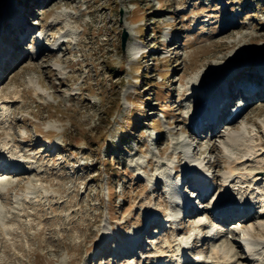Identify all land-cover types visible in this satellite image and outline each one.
<instances>
[{
    "label": "rangeland",
    "instance_id": "374dc122",
    "mask_svg": "<svg viewBox=\"0 0 264 264\" xmlns=\"http://www.w3.org/2000/svg\"><path fill=\"white\" fill-rule=\"evenodd\" d=\"M14 17L29 29L6 30ZM25 30L0 76V105H7L0 110V143L9 140L2 157L31 162L2 196L0 264H141L164 240L168 252L175 247L165 220L174 210L169 188L178 182L180 197H191L182 176L189 167L212 168L218 188L211 197L223 193L220 177L234 153L246 147L264 162V89L230 124L220 114L211 137L204 128L186 132L193 109L204 110L198 96L209 85L264 60V0H0V43L6 32ZM58 41H64L59 51L35 47ZM155 111L162 113L157 121ZM236 133L242 141L228 145ZM253 187L243 184L239 192L257 200L263 175ZM149 216L157 223L153 235ZM243 220L256 226L245 240H258L264 213ZM180 221L194 224L185 216ZM235 223L213 226L216 245L232 247L229 241L242 234L227 232L241 222ZM132 238L150 244L124 257ZM209 246L197 241L191 262L214 264ZM232 251L247 256L243 248ZM143 264L156 263L148 256Z\"/></svg>",
    "mask_w": 264,
    "mask_h": 264
},
{
    "label": "bare ground",
    "instance_id": "6f19581e",
    "mask_svg": "<svg viewBox=\"0 0 264 264\" xmlns=\"http://www.w3.org/2000/svg\"><path fill=\"white\" fill-rule=\"evenodd\" d=\"M15 23H18V24H15ZM20 26L23 28V30L24 29H29V27H28V25H27V23H26L25 20H21V21L19 20L18 21V18L14 17V19H12V21H10V20L8 21V24L5 26V28L6 27L17 28V27H20ZM2 27H4V26H2ZM6 30H8V29L6 28ZM26 31L27 30L22 31V32H19V33L12 31L10 33V35H9L8 32H6L7 37H5L4 39H2V41L0 43V53H1V55H4V60L2 62V66H1V70H0L1 73L6 72V69L7 68L5 67V64L8 63L10 60H13L12 57H10V56H12V53H13L10 45L12 46V44H14V43H17V45L18 44H22L20 42H22L23 41L22 38H24L26 36V34H27ZM11 34H13V37L11 36ZM15 36H17V38H16L17 40L16 41H14V39H13ZM9 37H11L10 40H9ZM37 46H39V44H37ZM55 49L57 51H59L61 48H57L55 46ZM223 58L226 59L227 57H223ZM258 61H261V60H258ZM263 61H261V64L264 66V62ZM13 62H14V60L12 61V63ZM242 72H245V74L244 75H239L238 74L239 72L236 73L237 75L241 76L236 81L239 82L238 84H240V85L242 84V87L243 86L244 87H247L245 90L247 92L250 91V93H252L251 94V97L253 99H259L260 97H258V96L261 95V93H259V92H260V90L264 89V79H263V77H260L258 74H252L251 72H249L246 69H243ZM259 80H261V83H260ZM215 82H217V83L212 84V86H211L212 87V91L213 90L214 91L215 90H220L218 88V84L222 83L223 80L222 81L219 80V81H215ZM250 86H252V87L249 88ZM233 90H234V87L233 86H230V88L228 89V92H227L228 98L231 96ZM246 94H248V93H246ZM262 94H264V92ZM2 105H0V110L2 111V113H4L5 112V107L4 106H7V105H4V106H2ZM215 107H217V105L214 102H211L208 106H205V109L207 111L203 110L202 107H200L198 109L199 110V112H198L199 114L198 113L196 114V112L194 111V116L191 115L189 117L190 122L192 123L193 120L196 118L199 122H201V120H202V122L204 123V122H207V120H205V119L210 118L212 116L211 117L212 118L211 119L212 120L211 123H214V122L216 123L217 120L219 119L220 114H221L222 110L224 109V107L220 106L219 111H217L216 113L213 114L212 112L214 111ZM239 108L242 109L241 106ZM217 110H218V107H217ZM1 111H0V116H3L1 114ZM201 114L204 115V116L207 115V117L205 116V118L202 119L201 118ZM204 125H205V127L201 125L200 126V129H203V128L204 129H207V128H209V124L206 123ZM213 125L214 124H212L211 127L213 128V133H214V127H213ZM262 127H263V123H262ZM242 137H243V135L241 133H236V134L230 135L228 137L227 144L228 145L237 144L238 142L242 141ZM1 142L2 143H0V155L3 153V150L6 151L7 148H9V140L8 141H5L4 140V142L3 141H1ZM259 144H264V143H260L259 142ZM243 149H245V150H243ZM243 149H241L237 153H234V155L231 158L232 161L230 159L231 163L229 161V164H228V166L231 164L228 167L230 169L228 170L227 173L225 172V174H223V176H222V184H223L222 186L224 187L225 192L229 191L230 194H232L230 191H233L236 188L237 189H240V187L243 184H251V181L257 180L258 178H260L259 176H262V175L264 176V162H262L261 160H259L258 158H256L255 155H252L251 154V151L249 150V148L244 147ZM18 159L23 160V161L27 159L25 162H22V164H29L31 162V160H28L29 159L28 156L25 159V157H21L19 155V157L17 158V160ZM10 160H15V159L14 158H10ZM238 162H241V163H243L245 165L242 171L236 170L235 168H237V167H234L236 165V163H238ZM191 165L192 164H190V166ZM28 168H29V166H26L25 165V167H23L22 169L27 170ZM189 168L187 169L188 171H193V174L197 178H199V177L201 178V180H199V182H200V186L199 187H200V189H203L204 184L201 183V181L205 180L207 178L208 174L205 171H204L203 174H201V172H203L204 169L202 167H198L197 168V166L195 164L191 166V170H189ZM16 175L17 174L12 173L10 175H6V176H3V177L0 178V205L2 203L3 193L6 191L7 187H9L11 185V182L13 181V178L12 177H14ZM182 176L184 177L185 175H182ZM184 178H186V177H184ZM179 179H181V177H179ZM174 185H178V182L176 184H174ZM248 187L249 188H252L253 186L252 185H249ZM26 189L31 190V188H29V187H27ZM253 189H254V187H253ZM27 191L24 190V192H26V193H24L25 194L24 195V198H28L29 199L30 196H28V192ZM181 195L182 194H180V195L179 194H175L173 196L176 197L175 198L176 200H179L181 198L180 197ZM222 195H223V193H221V194L220 193H216L214 195V197L212 198V200L209 201V203H211V206H213V204H214L213 201L219 199ZM199 196L200 195L198 194L197 197H199ZM194 198H196V197H194ZM239 203H242V204L245 205L246 203L250 204L251 202L249 200L240 199L239 200ZM250 206L252 207V205H250ZM215 207H216V205H215ZM251 207H249L248 212H252V210H253L254 207L253 208H251ZM0 208H1V206H0ZM263 208H264V204H263ZM190 213H195V212L194 211H191ZM262 213H264V210H263ZM196 215L197 216H194V217L191 218V220L194 222V224H192L191 231L188 234V236H189V238H191L193 235H198V236L201 237L202 235L200 233L201 231H200L199 227H201L202 224L204 225V227H206V228H208L210 230L209 231L210 232V239L209 240H210V242L213 241L212 247H211V253L210 254L212 256L211 258H213V263L214 264H233V263H235L236 261L239 260L238 259L239 257L241 258L240 260L246 262L248 260L247 259L248 256L243 255V257H242L241 254H240L239 256L237 255V256L234 257L235 253L232 251V248H239V249L242 250V246H245L247 244H252V248L248 250L249 257H252L254 255V258H255V260L258 263L264 264V232H263L264 226H262L261 224H258V227L260 228L259 229V232L262 234V236H259L258 237V240L246 241L245 240L246 238H244V237L247 236L248 232L253 231L254 229H256V226H253L251 223L243 222L244 221L243 219H246V218H243V216L240 215V217L238 219V222H241V223L239 225L229 226V227H231L230 229H232V230H227V232L228 231H232V232L235 233V231L237 229H240V231L242 232V234H241L240 237L239 236L238 237H235L236 239H233L232 241H229V242H231L230 243V246H232V247H229L228 246V248H229L228 249L227 247H223V246L216 245V240L214 239L215 238L214 237L215 235H214L213 230L210 227H208L207 221L203 220L202 217H199V216H202L201 213H197ZM175 216H176V210H171L169 212V214H168V217H169L168 218L169 219L168 223L173 228L176 227V224H177L176 223V220H175V218H176ZM261 219H262V217H261ZM147 221H146V223H152V222H150V221H153L152 217L149 216L147 218ZM230 224H236V223H230ZM145 226L143 227L141 233L145 231L144 230L145 229ZM188 236L187 235H184V234L178 236V232L176 230L172 229V233H171L170 240L173 243V246H175L174 248H175L176 251H180L181 249H183L182 248V245H183L184 242H186L188 240ZM145 242L148 243L149 241L146 239V240H143V242L142 241L139 242V241H136L134 238H132V239H130V242L129 243H127V244H125L123 246L124 249H123V251L121 250L120 253L124 257H126L127 255L128 256H131V254H133L134 251H137L138 249L143 248V243H145ZM167 244H168L167 241L164 240V245H162V247H160L161 250L156 251L155 253L152 252V253L147 254V255L149 257H151L156 264H166V263H168V264H181L180 261L182 259H180L178 257H175L171 253H167L169 251V249H166L165 250L163 248V247H165V245H166V247H168ZM144 247H146V245ZM164 254L166 256H168L167 257L168 259L166 260V262L162 259V257H163ZM191 260H193V259H191ZM143 263H144V260L141 261V264H143ZM192 263H195V262H192Z\"/></svg>",
    "mask_w": 264,
    "mask_h": 264
},
{
    "label": "water",
    "instance_id": "95a60500",
    "mask_svg": "<svg viewBox=\"0 0 264 264\" xmlns=\"http://www.w3.org/2000/svg\"><path fill=\"white\" fill-rule=\"evenodd\" d=\"M126 33L124 32L121 37V48L123 49Z\"/></svg>",
    "mask_w": 264,
    "mask_h": 264
},
{
    "label": "trees",
    "instance_id": "16d2710c",
    "mask_svg": "<svg viewBox=\"0 0 264 264\" xmlns=\"http://www.w3.org/2000/svg\"><path fill=\"white\" fill-rule=\"evenodd\" d=\"M151 69H152V67H151V65H150V66H149V69H148V71H147V73H149ZM151 71H152V70H151ZM146 76H147V75H146ZM144 80H146V77H145V76L142 77V81H144Z\"/></svg>",
    "mask_w": 264,
    "mask_h": 264
}]
</instances>
